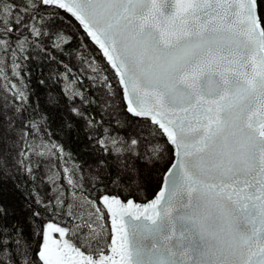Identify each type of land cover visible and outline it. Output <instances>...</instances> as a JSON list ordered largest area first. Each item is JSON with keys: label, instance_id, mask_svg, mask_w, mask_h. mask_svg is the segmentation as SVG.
Returning <instances> with one entry per match:
<instances>
[{"label": "snow or ice", "instance_id": "obj_1", "mask_svg": "<svg viewBox=\"0 0 264 264\" xmlns=\"http://www.w3.org/2000/svg\"><path fill=\"white\" fill-rule=\"evenodd\" d=\"M0 264H264V0H0Z\"/></svg>", "mask_w": 264, "mask_h": 264}]
</instances>
